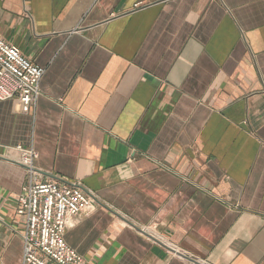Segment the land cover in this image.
<instances>
[{
    "label": "crops",
    "instance_id": "crops-1",
    "mask_svg": "<svg viewBox=\"0 0 264 264\" xmlns=\"http://www.w3.org/2000/svg\"><path fill=\"white\" fill-rule=\"evenodd\" d=\"M0 37L44 70L0 102V264L17 145L96 197L64 234L91 264H264V0H0Z\"/></svg>",
    "mask_w": 264,
    "mask_h": 264
},
{
    "label": "built area",
    "instance_id": "built-area-1",
    "mask_svg": "<svg viewBox=\"0 0 264 264\" xmlns=\"http://www.w3.org/2000/svg\"><path fill=\"white\" fill-rule=\"evenodd\" d=\"M43 73L0 37V102L14 99L22 114L32 112ZM6 159L27 172L15 211L24 223L22 264H91L67 245L64 234L79 217L96 210V197L76 181L44 180L34 166L37 153L32 147L17 145Z\"/></svg>",
    "mask_w": 264,
    "mask_h": 264
}]
</instances>
